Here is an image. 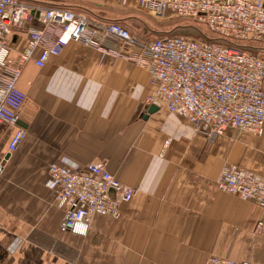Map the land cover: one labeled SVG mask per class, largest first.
<instances>
[{
	"label": "crops",
	"instance_id": "crops-1",
	"mask_svg": "<svg viewBox=\"0 0 264 264\" xmlns=\"http://www.w3.org/2000/svg\"><path fill=\"white\" fill-rule=\"evenodd\" d=\"M21 1L120 23L142 42L174 30L138 0ZM27 43L15 32L12 57ZM19 88L27 136L16 152L8 151L16 127L0 125V264H206L212 256L264 264V208L216 185L229 165L264 178V133L231 129L209 143L180 115L150 113L144 68L77 42L42 68L29 62ZM96 161L137 193L119 219L95 216L87 236L63 233L49 167Z\"/></svg>",
	"mask_w": 264,
	"mask_h": 264
},
{
	"label": "built area",
	"instance_id": "built-area-1",
	"mask_svg": "<svg viewBox=\"0 0 264 264\" xmlns=\"http://www.w3.org/2000/svg\"><path fill=\"white\" fill-rule=\"evenodd\" d=\"M138 2L156 18L172 14L202 26L213 38L198 32L199 37L169 34L142 42L117 22L99 24L64 7L0 0V125L16 127L8 145L10 153L16 152L27 136L18 127L27 99L19 88L25 66L34 62L44 67L70 42L144 68L153 88L147 105L187 119L209 143L231 129L257 136L264 133V0ZM15 32L28 35L27 46L17 58L11 55ZM136 48L138 52L132 51ZM2 171L0 167V174ZM216 185L222 192L256 201L264 208V178L250 170L229 165ZM48 188L58 206L65 208L61 232L79 236L88 235L95 216L119 219L122 205L137 193L113 175L105 161L82 169L52 163ZM258 230H263L262 222ZM206 264L251 263L212 256Z\"/></svg>",
	"mask_w": 264,
	"mask_h": 264
},
{
	"label": "rangeland",
	"instance_id": "rangeland-1",
	"mask_svg": "<svg viewBox=\"0 0 264 264\" xmlns=\"http://www.w3.org/2000/svg\"><path fill=\"white\" fill-rule=\"evenodd\" d=\"M169 18V21L174 24L172 27L174 30L171 34L173 35H186V36H192V37H199L200 33H198V30H201L205 33V30L202 26H196L191 21L178 18L172 14H168L167 16ZM178 26H180L178 28Z\"/></svg>",
	"mask_w": 264,
	"mask_h": 264
},
{
	"label": "trees",
	"instance_id": "trees-1",
	"mask_svg": "<svg viewBox=\"0 0 264 264\" xmlns=\"http://www.w3.org/2000/svg\"><path fill=\"white\" fill-rule=\"evenodd\" d=\"M198 32H200L202 35H204L206 38H213V36L211 34H207V33H203L202 29L201 30H198Z\"/></svg>",
	"mask_w": 264,
	"mask_h": 264
},
{
	"label": "water",
	"instance_id": "water-1",
	"mask_svg": "<svg viewBox=\"0 0 264 264\" xmlns=\"http://www.w3.org/2000/svg\"><path fill=\"white\" fill-rule=\"evenodd\" d=\"M154 110H158L156 106H151L150 113L153 112Z\"/></svg>",
	"mask_w": 264,
	"mask_h": 264
}]
</instances>
